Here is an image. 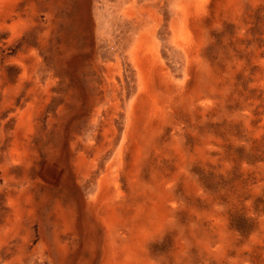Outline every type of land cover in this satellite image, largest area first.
I'll use <instances>...</instances> for the list:
<instances>
[{
	"label": "rangeland",
	"instance_id": "rangeland-1",
	"mask_svg": "<svg viewBox=\"0 0 264 264\" xmlns=\"http://www.w3.org/2000/svg\"><path fill=\"white\" fill-rule=\"evenodd\" d=\"M124 1L0 0V264H264V0H190L189 72L135 0L168 29L127 124Z\"/></svg>",
	"mask_w": 264,
	"mask_h": 264
},
{
	"label": "bare ground",
	"instance_id": "bare-ground-1",
	"mask_svg": "<svg viewBox=\"0 0 264 264\" xmlns=\"http://www.w3.org/2000/svg\"><path fill=\"white\" fill-rule=\"evenodd\" d=\"M123 2H125V1L123 0ZM174 3L175 4L173 6L168 7V9L166 10V15L168 16V18L170 20L168 22L169 29H171V31L173 32L172 33L173 38L171 39L170 42L173 44L174 48H177L178 50L182 51L181 53L185 57V64H186L185 72H189V71H187V69L189 68V62H190L189 57L190 56L188 54V50H187V47L185 46V43L187 42L188 39L192 40V35H191L190 31L188 30V25H192L193 20H194V16H196L200 12L201 6H200L199 2H194L193 4H190V0H174ZM162 7L163 6L159 7L157 4H155L153 7H148V8L145 7L144 8L141 5L138 6V4L135 2V0H133L132 2L129 3V5L126 8H122V10H121V13L123 15H125L126 12L131 14V12H137L139 10L145 9V11H143V12L146 14V20H147L146 26L141 27V29L139 31L137 30V33L134 37V40L132 38L131 44L126 48L127 50L125 49L126 51H122V54H121L119 59H118V55H116V58L118 59L117 64H119L121 62V60H125V61L131 60V63L133 65V69H134V72L136 75L134 85L130 83V89H129V93H128L130 96V100L128 99V101L126 103V110L128 111V114H127V118L125 119L124 124H127V121H129V119L133 118L135 111L139 108V104L140 103L142 104V102L146 101V99H144V98L146 96H149V94L154 91L153 87H150L151 81H149L150 76H148V75L152 73L151 72L152 70L156 71V68H157L156 66H158L159 63L162 62V64H164V61L161 59V55L159 56V50L160 49H156V51H155V49L153 48V44L150 42V38L153 37L155 43L158 44L157 40L159 38V33H161V34L166 33V31L168 29V27H167L168 25L165 23V19L161 16V13H164L162 10ZM119 11H117V12H119ZM175 24H181L182 28L185 29L184 33L186 34V36H185L184 40H182V41H178L176 39L177 37H175V32L177 30V28H175ZM165 25H167V26H165ZM135 32L136 31H134V33ZM149 33H150V36H149ZM132 35L134 36L133 33H132ZM168 45H170L169 42H168ZM120 46H122V45H120ZM170 47H171V45H170ZM111 65L112 66L110 67L109 74H108V77H109L108 82L116 84V81L114 78L115 77L114 71H112L113 68L115 67V64L111 63ZM127 69H129V68L127 67ZM162 69H166V73L168 74L167 76H169L171 74L170 68H162ZM162 69H160V71ZM130 71H131V69H130ZM157 72H159V71L157 70ZM147 77H148V81H147ZM120 79L123 80L121 77H120ZM174 81H175L174 77L172 80L169 79L170 83H173ZM152 83H153V81H152ZM177 84L180 85L178 82H177ZM144 95H146V96H144ZM123 147H124V145L122 142L121 148L117 151V153H115V155L113 156L112 159L109 160V162L117 164L118 166L122 165V163H121V161H122L121 151H122ZM94 189L96 190V192H93V191L91 192L90 199H89V201H87L88 207H90L92 205L94 197L97 196L98 188L96 187ZM145 237H146L145 234L143 233V231H141L138 234V239L136 242L142 243L143 240L145 239ZM131 252H133V253L129 252V255H128V256H130L131 261L127 262L126 264H136L137 263V261H136V259H137V247H134V246L131 247Z\"/></svg>",
	"mask_w": 264,
	"mask_h": 264
}]
</instances>
